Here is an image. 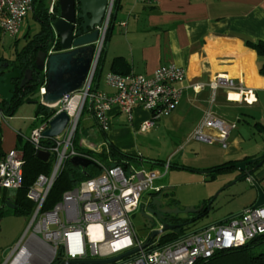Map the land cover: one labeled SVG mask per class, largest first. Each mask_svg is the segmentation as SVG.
Segmentation results:
<instances>
[{
    "label": "built area",
    "instance_id": "1",
    "mask_svg": "<svg viewBox=\"0 0 264 264\" xmlns=\"http://www.w3.org/2000/svg\"><path fill=\"white\" fill-rule=\"evenodd\" d=\"M152 1L135 0L138 3ZM48 3L49 12L55 14L59 0H48ZM116 4L117 0H108L105 17L96 26L98 37L94 42L93 60L83 87L64 95L57 103L48 105L53 109V114L34 127L26 138L37 152L52 155L54 164L50 175H39L30 187L27 197L35 203L34 211L28 227L3 264H52L59 250L63 253L64 261L105 259L144 243L136 234L130 214L139 209L144 193H158L164 189L163 184L157 183L162 176L154 169L132 166L126 171L121 165L106 168L100 175L88 178L66 191L53 207L44 209L65 161L74 156L89 158L77 151L73 144L88 102L103 131L110 127L107 113L113 106L117 105L129 120L133 119L136 107H143L150 112V117L140 123L137 133L145 135L159 120L175 111L183 96L182 83L186 71L173 63L159 67L150 75H123L109 71L105 82L114 89L111 94L94 87L95 73L107 42ZM33 9L34 0H0L1 39L6 35L19 37ZM55 51L56 47H52L48 54ZM45 84L39 90L41 98L46 93ZM195 86L199 88L200 98L208 103V107L190 138L227 146V139L237 124L225 121L214 113L213 106L218 93L225 89L228 98H231L232 92H245L250 99V91L243 89L242 80L237 84L225 74L204 76ZM62 111L69 117L64 130L56 137H46L44 131L49 128L50 120ZM46 138L51 139L50 144L43 143ZM24 163V153L17 148L5 152L1 158L0 209L5 205L4 193L22 187ZM169 168V162L165 163L164 175ZM248 180L253 181V178L249 176ZM262 233L264 204L257 207L252 204L230 216L226 222L211 223L198 232L162 246L155 241L146 248H140L128 259L111 264H195L199 258L210 257L219 249L240 246Z\"/></svg>",
    "mask_w": 264,
    "mask_h": 264
},
{
    "label": "crops",
    "instance_id": "2",
    "mask_svg": "<svg viewBox=\"0 0 264 264\" xmlns=\"http://www.w3.org/2000/svg\"><path fill=\"white\" fill-rule=\"evenodd\" d=\"M113 18L103 51L102 73L105 66L106 73L111 71V63L116 57L124 58L131 66V73L135 74L150 75L159 67L172 63L185 69L183 96L178 107L170 114L172 119L164 122L166 125L172 121V131L183 128V135L190 137L199 127L208 103L201 100L199 88L195 85L202 77L216 74L228 75L237 84L242 80L243 89L251 93L250 99L245 92L239 93L243 98L239 101L232 99L231 94V98H228L227 90L221 89L213 106L218 117L237 124L235 119L240 117L235 109L241 110L244 106L255 107L264 117V75L259 71L264 58L249 45V42L264 41V0H153L151 3L118 0ZM105 85L108 86L106 82ZM96 88L110 94L114 92L110 86H101V77ZM107 116L110 122L107 137L121 150L137 154L132 152L134 148L126 149L131 147L130 141L134 143L135 136L139 135L137 129L140 123L150 117V112L136 107L133 119L129 120L115 105ZM124 120L128 124L121 123ZM262 125L264 127V121ZM5 135L7 137L3 136L2 146L7 152L14 146L15 133L7 129ZM244 142L238 126L230 133L227 146L219 142L196 140L195 159L204 164L194 167L184 165L181 168L202 170L216 162L243 161L244 158L253 159L263 155L261 150L245 153L241 147ZM82 143L83 146L99 150L104 141L97 145ZM242 154L246 155L241 157ZM254 174L248 176H253L264 189V162ZM257 194L252 191L250 198L253 201L249 205L255 203ZM147 195L141 204L154 194Z\"/></svg>",
    "mask_w": 264,
    "mask_h": 264
},
{
    "label": "rangeland",
    "instance_id": "3",
    "mask_svg": "<svg viewBox=\"0 0 264 264\" xmlns=\"http://www.w3.org/2000/svg\"><path fill=\"white\" fill-rule=\"evenodd\" d=\"M120 17V16H119ZM40 29V23L33 17L32 12L28 15L25 26L19 36L18 47L23 46L26 38L24 35L28 33L33 35ZM28 35V36H29ZM18 38V37H17ZM15 39L6 35L0 39V56L11 58L15 47ZM107 66L101 75V86L105 85ZM34 101H38L40 94H34ZM2 96L0 95V105ZM41 99V98H40ZM41 101V100H40ZM39 102L26 101L22 103L15 111L14 115L8 116L0 113V132L3 136L7 129L14 131V146L17 148L19 137L23 138V142L27 141L34 127L39 126L43 121L42 113H38ZM240 118H236L238 131L243 134L245 142L241 145L243 151L257 152L261 150L264 154V127L262 122L264 117L255 107L244 106L241 110L235 109ZM2 112V111H1ZM2 114L4 116H2ZM173 116L169 115L158 121L155 128L147 135H136L133 141H130L131 147L135 152L144 156L146 159L157 160L159 162H145L146 168H152L159 172L162 177L157 180L158 184L164 185L162 191V201L172 204V207H178L181 213L179 218H183L185 209L198 207L211 202V209L199 217L194 224L189 227V230H197L211 223L219 222L232 214H236L243 210L246 205H249L253 200L250 198L252 191L257 189L253 181L248 180V175L241 177V171L235 167L231 170H222L215 174V177H210L209 173L203 170H191L190 168H181V166H193L204 164L197 161L194 153V143L197 139H192L189 135H183L181 131H172L171 123L164 124L166 120H171ZM235 117V116H234ZM124 125L128 124L126 120ZM107 132H102L99 125L92 116L90 103L88 102L81 116L78 130L76 132V142L78 146H83L82 142H90L97 145L98 142L105 140ZM187 141V142H186ZM186 142V143H185ZM134 145V146H133ZM3 147V146H2ZM94 147V146H93ZM96 148V146L94 147ZM4 150V148H3ZM125 150V149H124ZM246 154H242L244 157ZM170 164L168 172L165 173V163ZM218 165L221 162H216ZM212 163L208 166H214ZM223 163V162H222ZM206 164V163H205ZM207 166V165H206ZM205 166V167H206ZM207 166V167H208ZM256 174H254L255 176ZM9 195H16L15 191L8 192ZM148 197L144 193L141 200ZM177 201V205L174 202ZM144 202V201H143ZM6 209V208H5ZM131 221L134 225L136 234L141 240H145L149 231L145 228L143 218L140 214V209L130 214ZM31 216L16 213L12 208H7L0 218V264H3L8 257L11 249L17 244L18 240L25 232L29 225ZM64 264V263H61Z\"/></svg>",
    "mask_w": 264,
    "mask_h": 264
},
{
    "label": "trees",
    "instance_id": "4",
    "mask_svg": "<svg viewBox=\"0 0 264 264\" xmlns=\"http://www.w3.org/2000/svg\"><path fill=\"white\" fill-rule=\"evenodd\" d=\"M58 12L59 4H56L55 14H52L49 12L48 0H34V9L32 11V15L40 23V29L33 35H29L28 33H26L24 35V37H26V40L21 47H18V41L20 40V38L18 37L15 39V47L13 50L15 58L13 60H10L5 56H0V69L3 68V64L5 62H8L9 66L18 67L23 71H26L28 69L35 70V77L32 82H29L23 87L19 86L18 80L14 82L16 90L14 91V96L11 103H7L3 98L1 99L0 109L4 115H14L16 109L26 101L39 102L38 113H42L41 115L42 117H44V119L49 118L53 114V109L41 103V97L38 101H34L31 97H33L34 94H39L40 87L46 82V74L44 72L36 70V58L39 52H48L52 45V42L54 40V33L51 27V23L55 19V16L56 14H58ZM249 45L252 46L256 50V52L264 58V41H258L256 43L249 42ZM103 51H105V48L103 49ZM102 64L103 52L95 73L94 87H97V82L101 77ZM110 69L115 73H120L123 75L131 73L130 64L122 57L114 58L111 63ZM259 71L262 75H264V62ZM103 141L104 143L101 145L100 149L94 150L90 147L78 146L75 135L73 141L75 149L87 155L90 159L96 161L98 165H90L87 168L89 175L86 176L81 171L80 167L74 166L70 159H67L63 165L61 172L58 174L56 180L53 183V186L44 204V209L53 207L62 199V196L66 191L74 188L80 182L88 178L100 175L106 168L121 165L126 171H128L132 166L136 168L145 167V162L151 163V165L153 163L159 162L157 160L146 159L144 156L139 154H131L123 151L118 148L107 136ZM43 143L46 145L50 144L51 139H43ZM17 147L20 148L24 153V182L22 187L15 191L16 195L11 196L8 192H5L4 201H10L14 205V208L12 209L16 213L31 216L35 208V203L27 197L28 191L39 175H50L54 164V157L52 155H49L48 158L45 159L44 155L40 154V152H37L34 146L29 141L23 142V138L21 136L19 137ZM4 154L5 152L2 147V137L0 132V160L4 156ZM248 159L249 158H244L243 160ZM238 161L239 160H228L226 162H223L222 164L208 167L202 170L203 172L209 173L210 177L213 178L219 171L235 169V163ZM258 161L264 162V154ZM258 161L249 165L248 168H252ZM252 174H254V172ZM162 191L151 194H154L153 196H157L158 194L162 193ZM174 202L177 205V201L174 200ZM204 205L205 206L202 210V213L206 214L208 212L207 203H205ZM5 208L7 209L10 207L8 205H4V207L0 209V218L5 212ZM201 216L202 214H200V216L196 215L194 221L196 222V220ZM226 221L227 220L222 222ZM181 222L182 218H179L178 215L174 216L170 223L180 224V226H177L176 228L165 232L163 235L158 237V239L155 238L153 242L157 241L158 245L162 246L195 231L194 229L189 230L190 226L181 224ZM62 254V251L59 250L52 264L63 263L64 259ZM195 264H264V233L253 237L240 246L229 249H219L210 257L199 258L195 262Z\"/></svg>",
    "mask_w": 264,
    "mask_h": 264
},
{
    "label": "water",
    "instance_id": "5",
    "mask_svg": "<svg viewBox=\"0 0 264 264\" xmlns=\"http://www.w3.org/2000/svg\"><path fill=\"white\" fill-rule=\"evenodd\" d=\"M107 4L108 0H59V12L51 23V27L58 38L57 44L60 48L51 54L41 51L36 58V70L46 74V93L41 98L42 104L47 106L55 104L64 95L78 91L83 87L93 60L94 42L98 37L96 26L100 25L104 19ZM116 10L117 5L115 12ZM14 79H20V87H23L32 79V70L23 71L20 68H14L0 75V95L7 103H11L16 90V86L12 82ZM68 120L69 117L65 111L57 114L50 120L49 128L44 131V135L49 138L60 135ZM40 154H43L45 159L49 156L45 152H40ZM261 157L236 162L235 167L242 172L241 177L255 172L263 164V161H258ZM70 161L74 166L80 167L86 176L89 175L87 168L90 165H98L93 159L79 156L71 157ZM256 161L258 162L252 168H248ZM253 184L258 193L253 206L257 207L264 204V189L257 180L253 181ZM162 196V193L152 196L146 203L140 205L144 226L149 231L148 237L141 246L105 259L69 260L63 263L111 264L118 260L128 259L140 248H146L155 238L158 239L165 232L180 226V224H172L170 221L174 216L179 215L181 210L178 207H172V204L163 202ZM210 204L211 202L207 205V211L211 209ZM5 205L14 208V205L8 200ZM204 206L202 204L198 207L187 208L185 213H200ZM203 228L205 227L193 232H198Z\"/></svg>",
    "mask_w": 264,
    "mask_h": 264
},
{
    "label": "flooded vegetation",
    "instance_id": "6",
    "mask_svg": "<svg viewBox=\"0 0 264 264\" xmlns=\"http://www.w3.org/2000/svg\"><path fill=\"white\" fill-rule=\"evenodd\" d=\"M53 33H54V31H53ZM26 38V37H25ZM57 40H58V38H57V36L55 35V33H54V40H53V42H52V45H51V47H50V49L52 48V47H56V49L57 48H59L58 47V44H57ZM49 49V50H50ZM48 50V51H49ZM15 58V55L14 54H12V57L11 58H9L10 60H13ZM14 68H18V67H11V66H9V63L8 62H5L4 64H3V68L2 69H0V75L1 74H3L5 71H10V70H13ZM34 74H35V70H32V79H30V81L29 82H32L33 81V79H34ZM16 80H18V84H19V86H20V79H14L12 82L14 83ZM28 82V83H29ZM27 83V84H28ZM26 85V84H25ZM140 209V208H139ZM200 214H203L202 212H200V213H195V214H186V215H184L183 216V218H182V222H181V224H185V225H189V226H191L195 221H194V219H195V217H196V215H198V216H200Z\"/></svg>",
    "mask_w": 264,
    "mask_h": 264
},
{
    "label": "bare ground",
    "instance_id": "7",
    "mask_svg": "<svg viewBox=\"0 0 264 264\" xmlns=\"http://www.w3.org/2000/svg\"><path fill=\"white\" fill-rule=\"evenodd\" d=\"M231 97H232V99H236V100H239V101L243 99L241 94H234V93H232L231 94ZM210 133H213L216 136H220V134L215 133V132H210Z\"/></svg>",
    "mask_w": 264,
    "mask_h": 264
}]
</instances>
